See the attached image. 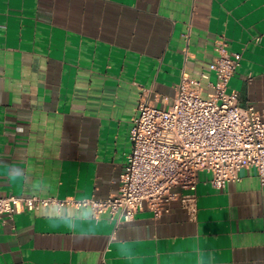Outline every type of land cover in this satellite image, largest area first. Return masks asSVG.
<instances>
[{"label":"crops","instance_id":"obj_1","mask_svg":"<svg viewBox=\"0 0 264 264\" xmlns=\"http://www.w3.org/2000/svg\"><path fill=\"white\" fill-rule=\"evenodd\" d=\"M220 38L241 55L227 91L264 113V0H0V194L116 193L138 101L168 107L182 73L214 81ZM194 192V219L179 201L129 221L53 205L5 215L0 264H264L256 169L221 189L199 171Z\"/></svg>","mask_w":264,"mask_h":264},{"label":"built area","instance_id":"obj_2","mask_svg":"<svg viewBox=\"0 0 264 264\" xmlns=\"http://www.w3.org/2000/svg\"><path fill=\"white\" fill-rule=\"evenodd\" d=\"M215 51L209 63L214 81L203 83L208 79L204 73L199 79L182 73L168 107L138 101L129 132L131 151L116 193L103 199L0 194V222L5 215L50 205L90 207L94 215L129 221L144 204L157 217L169 212L173 201L194 219L199 171L210 173L213 186L221 189L238 179L241 168L252 166L264 185V113L253 105L240 106L237 94L227 91L240 53L230 52L223 38L216 40Z\"/></svg>","mask_w":264,"mask_h":264},{"label":"rangeland","instance_id":"obj_3","mask_svg":"<svg viewBox=\"0 0 264 264\" xmlns=\"http://www.w3.org/2000/svg\"><path fill=\"white\" fill-rule=\"evenodd\" d=\"M203 97H205V94H203Z\"/></svg>","mask_w":264,"mask_h":264}]
</instances>
